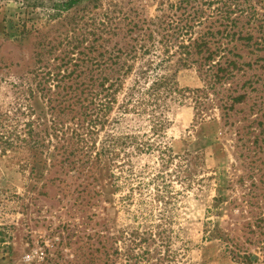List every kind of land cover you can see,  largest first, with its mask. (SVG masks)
<instances>
[{
	"label": "trees",
	"instance_id": "obj_1",
	"mask_svg": "<svg viewBox=\"0 0 264 264\" xmlns=\"http://www.w3.org/2000/svg\"><path fill=\"white\" fill-rule=\"evenodd\" d=\"M6 1H19L26 8L47 6L58 13L86 2L84 16L73 19L65 30L69 41L53 44L56 38L44 43L36 71L14 84L15 102L0 109L3 151L20 153L25 165L41 163L44 157L45 163L49 160L52 168H58L53 176L58 181L83 178L91 180L90 185L104 181L105 188L118 190L120 177L127 172L132 175L127 166L132 153L125 149L134 143L132 136L118 131V125L130 115H146L154 134H160L170 104L189 98L202 120L212 108L228 116L249 94L252 81L243 82L246 71L264 61L260 55L264 23L256 21L255 6L246 7L240 0L163 1L160 13L142 25L124 13L119 0ZM25 26L26 22L18 32L26 33ZM192 68L204 87L180 86L179 73ZM146 148L160 153L164 169L177 158L167 145ZM137 149L144 150L145 144H138ZM199 157H179L173 171L158 174L156 181L162 178L165 185L155 187L153 201L168 204L172 197L166 194L167 179L189 172ZM145 188L142 183L131 187L124 199L132 200L135 192L142 195ZM258 204L262 211L252 213L249 200L241 203L244 210L240 209L239 217L248 222L236 221L227 231H216L215 226L209 230L207 238L220 240L238 264H264V257L261 260L250 251L255 245L264 253V198ZM165 223H152L144 230L123 229L116 239L103 236L98 241L101 248L93 251H103L104 264H110V250L117 243L116 253L126 264L154 260L165 264L167 258L175 257L169 253L171 235ZM90 255L89 263L95 264L96 255Z\"/></svg>",
	"mask_w": 264,
	"mask_h": 264
},
{
	"label": "rangeland",
	"instance_id": "obj_2",
	"mask_svg": "<svg viewBox=\"0 0 264 264\" xmlns=\"http://www.w3.org/2000/svg\"><path fill=\"white\" fill-rule=\"evenodd\" d=\"M163 1L167 0H119L124 13L140 25L160 13ZM85 3L58 13L47 6L26 8L19 1L0 2L1 110L15 102L14 84L36 71L43 44L56 38L53 44L69 41L65 30L73 19L84 16ZM240 3L255 6L256 21L264 23V0ZM51 13H56L53 18ZM24 22L27 32L22 34L18 30ZM196 72L182 70L180 86L204 87ZM246 72L243 82L252 81L249 94L228 116L212 108L202 120L189 98L170 104L160 134H154L146 115H130L118 125V131L132 136L134 143L125 149L132 153L127 165L132 175H122L116 191L105 188L104 181L100 185H90L91 180L83 178L58 181L53 177L58 168H52L49 160L45 163L44 157L41 163L25 165L20 153L0 147V264H73L76 256L74 264H88L91 253L96 255L95 264H104L103 251H93L101 248L98 241L103 236L116 239L123 229H149L164 220L171 235L169 253L175 256L165 264H238L220 240L207 237L214 226L220 232L231 229L236 221L248 222L239 217L243 200H249L248 211H262L258 203L264 198V61ZM138 144H145V149L138 150ZM150 145L170 147L177 157L170 168L162 167L160 153L146 148ZM187 154L200 157L192 161L189 172L167 179L166 194L172 197L168 204L154 202L155 187L165 185L156 176L173 171L179 157ZM186 174L192 175L182 180ZM140 183L146 185L142 195L135 192L132 200H125L131 187ZM117 248L115 243L110 250V264H126ZM250 251L263 260L258 247L253 245Z\"/></svg>",
	"mask_w": 264,
	"mask_h": 264
}]
</instances>
